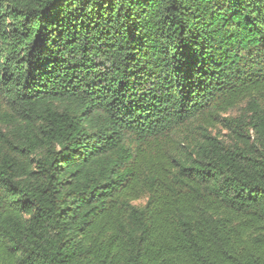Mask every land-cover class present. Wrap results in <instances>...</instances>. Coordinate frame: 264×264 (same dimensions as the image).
Instances as JSON below:
<instances>
[{
	"label": "trees",
	"instance_id": "obj_1",
	"mask_svg": "<svg viewBox=\"0 0 264 264\" xmlns=\"http://www.w3.org/2000/svg\"><path fill=\"white\" fill-rule=\"evenodd\" d=\"M0 264H264V0H0Z\"/></svg>",
	"mask_w": 264,
	"mask_h": 264
},
{
	"label": "rangeland",
	"instance_id": "obj_2",
	"mask_svg": "<svg viewBox=\"0 0 264 264\" xmlns=\"http://www.w3.org/2000/svg\"><path fill=\"white\" fill-rule=\"evenodd\" d=\"M220 136L222 137V138H225L226 137V131H224V130H220Z\"/></svg>",
	"mask_w": 264,
	"mask_h": 264
}]
</instances>
